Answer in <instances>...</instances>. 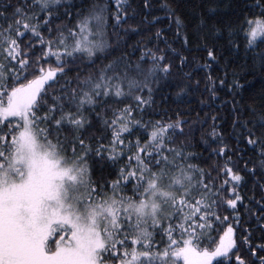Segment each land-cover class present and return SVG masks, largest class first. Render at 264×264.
<instances>
[{
    "label": "snow or ice",
    "instance_id": "6c2138e0",
    "mask_svg": "<svg viewBox=\"0 0 264 264\" xmlns=\"http://www.w3.org/2000/svg\"><path fill=\"white\" fill-rule=\"evenodd\" d=\"M201 2L190 40L161 0L177 49L130 0H0V264H264V0Z\"/></svg>",
    "mask_w": 264,
    "mask_h": 264
},
{
    "label": "trees",
    "instance_id": "16d2710c",
    "mask_svg": "<svg viewBox=\"0 0 264 264\" xmlns=\"http://www.w3.org/2000/svg\"><path fill=\"white\" fill-rule=\"evenodd\" d=\"M172 2L174 4L177 12L184 18L185 23L188 25L187 30L189 32V36H190V40H191L192 39L191 33L194 31L195 26L200 24L199 13L201 11V8L203 7V4H202L201 0H172ZM130 3H131V7H130L129 11L132 12L134 10L135 15L129 20V23H131L133 25L139 23L141 21L142 17L146 14L149 16V19H151V16H153V15L159 16V17H161V19L155 25H152V26L141 25V31L140 32H136V33L130 32L129 36L127 37V43L128 44H132V43L136 42L137 40H144V39L148 38L151 35V33H154L155 28L159 27V28H162L164 30L165 34L169 38V41L172 43L173 47H176L177 49L181 48L182 42L179 39H176L174 41L172 40L173 33L175 31V25H174V23L169 21V19L165 16L164 12L160 9L161 0H151V3H152V9L151 10H147L144 8L143 0H130ZM232 3L235 7V10L239 13L240 8L243 5L252 4V3H254V0H232ZM252 14L253 15L256 14L255 10H252ZM219 18L220 19H226V17H224L223 15H221ZM227 19H231L235 23L239 22L236 20V17H234V16L227 17ZM208 22L211 23V20H209ZM149 29H150V31H149ZM153 43H155V40H153ZM160 47L161 48L165 47L163 42L160 43ZM113 54L118 55L119 52L117 51ZM185 54L189 57L190 61L192 60V57H196L202 63L203 60L201 58H206V52L196 50L194 40L189 45V50L186 51ZM225 54H227V53H225ZM137 55H139V53H137ZM237 63H240V61L237 60ZM219 69H220V66L215 65L214 66V73L219 74ZM195 74L203 75L202 71H197ZM245 79H252V78L249 76V77H245ZM252 86L256 90H258L260 88V77L258 74H257L255 80L253 81ZM174 91H175V88H171V89L165 88L164 89V92L169 93V99L170 100L172 99L171 93ZM225 94H226L225 92H222L221 98H224ZM159 98H160V94H157V100H159ZM193 100H194V98H193ZM192 106H193V108L197 107L195 103H193ZM161 107H166V105L161 104ZM199 110L201 111L202 115H203V112L209 111L208 108H202ZM159 118H160L159 116L153 117V119H159ZM210 123H211V121H209V124H206L204 126L205 131L208 130ZM199 135H200V133L197 132V138H199ZM217 147H218V144L212 143L210 141V143L206 149H204V146H201L200 148L195 149V151L197 153H201L203 151V154L201 155L199 161H193V162L203 164L205 161V158H208V163H211L212 161H214L216 159L215 156L211 155V149L217 148ZM250 155H251V153H247L245 155V159H247ZM234 160H235V158H234ZM243 163H244V160H242V159L235 161L236 167L239 169L243 168ZM249 166L251 167V165H249ZM243 174L245 175V181H244V185H243L241 191H242V194L247 198V197L252 195L254 178L249 176L246 172H244ZM257 193H258V190H257ZM245 202H247V200ZM241 211H243V209H241ZM220 214L222 217L224 215H228V213L223 212V210L221 211ZM254 222H255L254 220L249 221V223H254ZM229 223H234V222L231 219H229V221L226 223L225 222L217 223L216 230L213 231L211 234V239L205 240V244H212L213 242H218L219 236L221 234H223V231L228 227ZM259 235H260L259 232H256L254 234V236L252 238L253 246L264 242V241H261L259 239ZM235 238L237 240V244L240 245L241 240H242L240 229L236 230ZM158 239H159V237H158ZM233 259H234V257H233ZM222 264H227V261H222Z\"/></svg>",
    "mask_w": 264,
    "mask_h": 264
}]
</instances>
